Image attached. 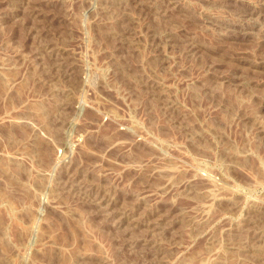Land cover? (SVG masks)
Here are the masks:
<instances>
[{
  "label": "rangeland",
  "instance_id": "rangeland-1",
  "mask_svg": "<svg viewBox=\"0 0 264 264\" xmlns=\"http://www.w3.org/2000/svg\"><path fill=\"white\" fill-rule=\"evenodd\" d=\"M0 264H264V0H0Z\"/></svg>",
  "mask_w": 264,
  "mask_h": 264
}]
</instances>
